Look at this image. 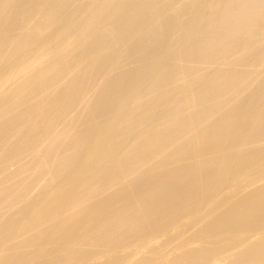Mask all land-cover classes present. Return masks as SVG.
I'll use <instances>...</instances> for the list:
<instances>
[{
  "label": "bare ground",
  "instance_id": "obj_1",
  "mask_svg": "<svg viewBox=\"0 0 264 264\" xmlns=\"http://www.w3.org/2000/svg\"><path fill=\"white\" fill-rule=\"evenodd\" d=\"M0 264H264V0H0Z\"/></svg>",
  "mask_w": 264,
  "mask_h": 264
}]
</instances>
